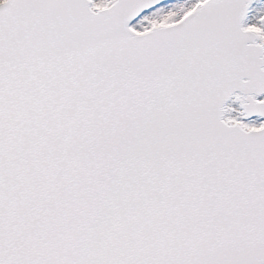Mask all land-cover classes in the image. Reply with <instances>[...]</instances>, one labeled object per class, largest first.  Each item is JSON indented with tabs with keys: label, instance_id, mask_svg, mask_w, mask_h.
I'll return each mask as SVG.
<instances>
[{
	"label": "snow or ice",
	"instance_id": "obj_1",
	"mask_svg": "<svg viewBox=\"0 0 264 264\" xmlns=\"http://www.w3.org/2000/svg\"><path fill=\"white\" fill-rule=\"evenodd\" d=\"M0 264H264V0H0Z\"/></svg>",
	"mask_w": 264,
	"mask_h": 264
}]
</instances>
